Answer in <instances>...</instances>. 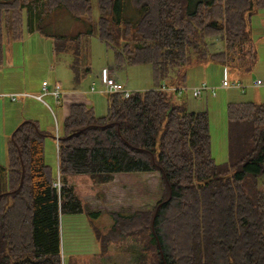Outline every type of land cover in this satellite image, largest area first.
Segmentation results:
<instances>
[{
    "label": "trees",
    "instance_id": "1",
    "mask_svg": "<svg viewBox=\"0 0 264 264\" xmlns=\"http://www.w3.org/2000/svg\"><path fill=\"white\" fill-rule=\"evenodd\" d=\"M0 0L3 36H52L53 51L72 56L79 80L90 71L89 38L113 53L116 69L149 64L153 85L106 94V110L74 102L56 141L57 173L45 162L47 133L23 120L0 162V264H63L60 216L83 212L84 200L68 177L89 174L101 182L122 172H145L162 189L151 208L110 212L112 224L96 230L99 252L128 239L139 244L136 264H264V102H228V160L210 154L208 114L160 86L182 87L186 67L208 59L228 70L252 68L256 53L249 28L264 0ZM128 2L135 18L123 13ZM65 9L87 24L73 35L48 31L45 18ZM222 40L223 48L216 45ZM62 183L58 189L55 183ZM113 198L122 201L123 190Z\"/></svg>",
    "mask_w": 264,
    "mask_h": 264
},
{
    "label": "rangeland",
    "instance_id": "2",
    "mask_svg": "<svg viewBox=\"0 0 264 264\" xmlns=\"http://www.w3.org/2000/svg\"><path fill=\"white\" fill-rule=\"evenodd\" d=\"M123 13L127 18H135L128 2L124 5ZM97 16V2L92 0L93 20ZM45 24L48 31L61 35H73L87 29L85 22L75 19L62 8L49 14L45 18ZM249 28L256 53L252 68L243 70L242 67L247 66L245 64L240 67L236 65L235 68L228 70L221 62L210 59L192 63L186 67L187 76L183 86L186 90L181 95H176V99L184 100L188 108L207 112L210 154L216 163L228 160L227 103L264 102V8L253 11ZM52 40V36L39 32L28 33L25 26L19 39L8 40L5 35L3 36V57L0 65V162H5V146L12 130L23 120H34L39 128L47 133L44 142V158L53 172L57 173L56 141L58 133L61 132L62 121L73 102H84L91 106L93 102L94 105H98L95 95L87 93L93 92L90 91L91 87L97 90L103 85H99L102 68L114 71L121 80L125 82L128 80V87L138 90L151 87L153 82L149 64L125 65L116 69L112 50L107 48L96 35L89 38L90 71L77 80L70 66L72 56L68 53L53 51ZM216 45L222 49V40L216 41ZM224 79L230 83L229 86H222ZM257 79H260L263 84L255 86ZM43 80L48 83L49 90L54 84L60 86L62 95L59 104L56 105L48 95L41 94L43 97L39 99L40 101L32 98L38 96L33 94L42 93ZM203 82L214 89L213 93L207 90L199 97H193L189 88ZM232 82H240L244 90L231 86ZM128 87L126 88L131 90ZM68 93H74L77 99L69 101ZM10 94L16 95L14 101L9 97ZM22 94H27V97L23 98ZM87 97L91 98H89L91 102ZM105 110L106 95L104 113ZM11 124H13L12 127ZM117 177L125 178L130 187L144 186L148 192L144 207L147 202L150 203L152 197L155 199L156 195L160 196L162 186L157 175L151 183L147 180L145 172H122L118 173ZM72 181L74 182L73 190L84 200V209L81 213L60 216V251L63 264H116L117 262L118 264H136L135 259L139 253L140 243H135L131 239L123 241L121 245L112 243L105 253L99 252V245L95 238L96 230L106 231L112 223V218L104 211L107 210L103 206L104 192L100 193V189L94 187L95 179L89 174L72 175ZM257 186L264 192V174L257 178ZM88 194L96 196L97 200L87 202L84 196ZM135 207L139 206L135 204ZM94 210L100 212L97 214L93 212Z\"/></svg>",
    "mask_w": 264,
    "mask_h": 264
},
{
    "label": "crops",
    "instance_id": "3",
    "mask_svg": "<svg viewBox=\"0 0 264 264\" xmlns=\"http://www.w3.org/2000/svg\"><path fill=\"white\" fill-rule=\"evenodd\" d=\"M113 76L118 81L122 82L126 87H128L127 86L129 84L128 80L126 82L121 80L120 77L118 76V74L116 75L115 72L113 73ZM99 85L100 86L102 85L101 81H100ZM254 85H255V83H254ZM255 86H257V85H255ZM128 88L131 89V90H138L137 88H131V87H128ZM148 88H150V87H148ZM148 88H142V90H145V89H148ZM41 89H42V86H41ZM41 94H43V90H42V93H38V94L35 93L33 95H41ZM87 94H89V95L90 94H94L95 95L94 98L97 101L98 105H94L93 102H92V105L94 107V110H95L96 114L99 115V116L102 115L104 113V109H105V95H106V93L103 91V85L101 86V88H99L97 90H96V88H94L92 93H87ZM45 95L50 96V98L52 99V101L54 100V103L56 105L60 103V100L57 103L55 101L54 97L50 93H46ZM21 96H23V98H24V97H27V94L26 95H21ZM68 96H69V101H75V99H77L76 97H74V93H68ZM32 98H35V100L40 101L36 97H32ZM89 98L87 97V99L91 102V100H90L91 98L90 99ZM189 109L190 110H198V109H194L192 107H189ZM97 111H99V112H97ZM14 123L15 122H13V124ZM13 124H11V127H12ZM68 181H69L68 185L73 186L74 182L72 181V175L68 177ZM93 185H94V187L100 189V193L104 192V198L105 199L103 201L104 202L103 206L105 208H107V210H104V211L107 212L110 217H111L110 212H113V211L121 212V213H124V214H129V213L134 212L137 209H143L144 202H145V196L148 194V192L145 190L144 186L140 187V188L130 187L129 186V182L126 181L125 178L121 179L120 177H117V174L113 175V178L110 181H107V182H101L98 179H95V181H93ZM114 188H118L121 191L123 190V195L121 196L122 197V201L121 202L119 201V199L113 198V196L111 195V191ZM96 198H97L96 196L90 195V194L84 196V199L87 202L96 201L97 200ZM158 198H159L158 195H156L155 199L152 197L150 203L147 202L144 208H151L158 201ZM135 204H136V206H139V207H135ZM93 212L98 214L100 211L99 210H94ZM111 224H110V226H111ZM116 264H118V262Z\"/></svg>",
    "mask_w": 264,
    "mask_h": 264
},
{
    "label": "built area",
    "instance_id": "4",
    "mask_svg": "<svg viewBox=\"0 0 264 264\" xmlns=\"http://www.w3.org/2000/svg\"><path fill=\"white\" fill-rule=\"evenodd\" d=\"M113 71H109V69H102L101 71V81L103 84V91L105 93H122L123 96L127 97L130 94V90L126 89L124 87V85L117 81L114 76L112 75ZM263 82L260 79H257L255 81V85H261ZM230 83L224 79L222 81V86L223 87H227L229 86ZM231 86H234L236 88L241 89L242 91L244 90V86L240 83V82H232ZM160 88L162 90H168V91H172L173 93L177 94V95H181L186 88L185 87H174V86H167L165 84H162L160 86ZM42 89L44 91V94L48 93V87H47V82L43 81L42 82ZM94 88L91 87L90 91H93ZM190 93L193 97H199L203 92H206L207 90H210L213 93V88L208 87L204 82L196 85V86H192L191 88H189ZM50 94L54 97V99L58 102L59 97L61 95V88L58 84H55L54 87L52 88V90L50 91ZM24 95V94H23ZM9 97L11 98V100H14L16 95L15 94H10ZM38 99L42 98V95H38L37 96ZM55 185L57 186V188L59 189L61 187V183L58 180Z\"/></svg>",
    "mask_w": 264,
    "mask_h": 264
}]
</instances>
